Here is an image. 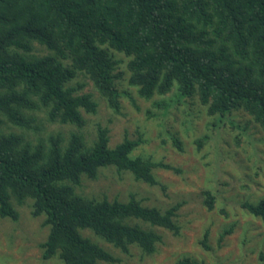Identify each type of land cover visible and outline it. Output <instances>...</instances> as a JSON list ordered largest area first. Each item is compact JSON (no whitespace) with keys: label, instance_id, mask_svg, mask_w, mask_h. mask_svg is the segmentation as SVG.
Wrapping results in <instances>:
<instances>
[{"label":"trees","instance_id":"16d2710c","mask_svg":"<svg viewBox=\"0 0 264 264\" xmlns=\"http://www.w3.org/2000/svg\"><path fill=\"white\" fill-rule=\"evenodd\" d=\"M34 43L49 54L35 55ZM112 51L129 58L128 81L142 98L176 87L177 101L197 94L218 122L241 111L264 130V0H0V217L17 220L13 199H32L34 216L45 215L49 226L43 257L57 256L61 264L119 261L84 237L85 229L123 253L138 246L147 254L162 237L140 222L179 232L177 207L162 212L134 196L96 200L75 191L84 176L96 179L110 166L155 185L159 165L132 157L141 140L110 147L101 127L91 147L79 133L63 145L61 135L33 143L24 133L3 131L6 124L35 130L28 112L41 109L52 122L83 127L82 109L95 113L97 103L69 86L78 73L119 112L120 62ZM215 202L206 192L209 210ZM244 207L264 226V198ZM203 244L209 248L207 234Z\"/></svg>","mask_w":264,"mask_h":264},{"label":"rangeland","instance_id":"374dc122","mask_svg":"<svg viewBox=\"0 0 264 264\" xmlns=\"http://www.w3.org/2000/svg\"><path fill=\"white\" fill-rule=\"evenodd\" d=\"M34 48L35 55L49 54L38 43H34ZM113 53L120 62L116 71L120 74L119 112L88 76L78 73L69 86L77 94H90L97 103L95 113L82 109L86 122L83 127L52 122L46 110L41 109L28 112L36 120L35 130L6 124L3 131L24 133L33 143L39 139L48 142L50 136L61 135L63 145L73 133H79L91 147L101 127L108 130L110 147L126 138L141 140L132 157L140 156L159 165L153 170L155 185L137 181L130 172L110 166L102 168L96 179L84 176L75 191L96 200L128 202L134 196L144 206L162 212L177 207L175 221L179 232L140 222L162 237L156 251L147 254L138 246L123 253L91 230H82L84 237L119 259L100 264H180L186 258L203 264H264V226L244 207L245 203L256 204L264 198L263 128L241 111L218 122L219 117L208 114L197 94L177 101L176 87L146 100L129 84V58ZM173 138L182 143V149ZM208 191L216 196L212 210L205 204ZM12 203L18 212L17 220L0 217V264H61L57 256L43 257L42 244L49 234L46 216H34L32 199L23 203L13 199ZM206 234L209 248L203 244Z\"/></svg>","mask_w":264,"mask_h":264}]
</instances>
